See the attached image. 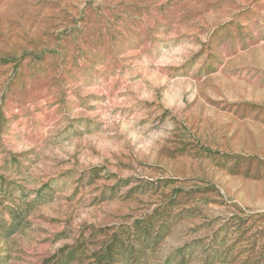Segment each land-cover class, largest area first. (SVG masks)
I'll use <instances>...</instances> for the list:
<instances>
[{
	"label": "rangeland",
	"instance_id": "obj_1",
	"mask_svg": "<svg viewBox=\"0 0 264 264\" xmlns=\"http://www.w3.org/2000/svg\"><path fill=\"white\" fill-rule=\"evenodd\" d=\"M264 264V0H0V262Z\"/></svg>",
	"mask_w": 264,
	"mask_h": 264
},
{
	"label": "trees",
	"instance_id": "obj_2",
	"mask_svg": "<svg viewBox=\"0 0 264 264\" xmlns=\"http://www.w3.org/2000/svg\"><path fill=\"white\" fill-rule=\"evenodd\" d=\"M0 264H7L6 261L4 260V262H0Z\"/></svg>",
	"mask_w": 264,
	"mask_h": 264
}]
</instances>
